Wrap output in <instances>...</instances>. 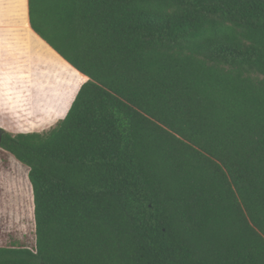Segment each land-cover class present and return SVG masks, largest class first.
Returning a JSON list of instances; mask_svg holds the SVG:
<instances>
[{
  "label": "trees",
  "instance_id": "16d2710c",
  "mask_svg": "<svg viewBox=\"0 0 264 264\" xmlns=\"http://www.w3.org/2000/svg\"><path fill=\"white\" fill-rule=\"evenodd\" d=\"M86 76L29 167L33 248L0 264H264V0H29Z\"/></svg>",
  "mask_w": 264,
  "mask_h": 264
},
{
  "label": "crops",
  "instance_id": "0c3cea01",
  "mask_svg": "<svg viewBox=\"0 0 264 264\" xmlns=\"http://www.w3.org/2000/svg\"><path fill=\"white\" fill-rule=\"evenodd\" d=\"M84 77L85 83L88 78L33 30L29 0H0V116L7 108L4 100H11V111L24 109L21 102L35 101L39 111L34 115L52 123L65 118Z\"/></svg>",
  "mask_w": 264,
  "mask_h": 264
},
{
  "label": "rangeland",
  "instance_id": "374dc122",
  "mask_svg": "<svg viewBox=\"0 0 264 264\" xmlns=\"http://www.w3.org/2000/svg\"><path fill=\"white\" fill-rule=\"evenodd\" d=\"M70 81V77L68 78ZM85 81L77 86L79 87ZM76 87V88H77ZM81 87V86H80ZM79 89L72 93L73 99ZM71 96L67 97V106ZM71 101V102H72ZM11 100H4L7 105L4 115L0 116V128L16 136L19 133L47 134L55 129L57 121H50L47 117L34 115L38 112L35 101L25 103L16 111L9 109ZM15 110V109H14ZM35 204L32 185L29 181V167L18 161L13 155L0 150V247L24 246L33 248L35 238Z\"/></svg>",
  "mask_w": 264,
  "mask_h": 264
},
{
  "label": "water",
  "instance_id": "95a60500",
  "mask_svg": "<svg viewBox=\"0 0 264 264\" xmlns=\"http://www.w3.org/2000/svg\"><path fill=\"white\" fill-rule=\"evenodd\" d=\"M0 143H1V136H0Z\"/></svg>",
  "mask_w": 264,
  "mask_h": 264
}]
</instances>
